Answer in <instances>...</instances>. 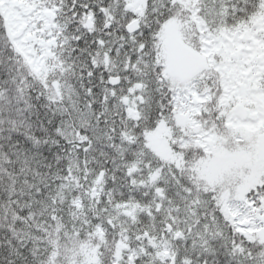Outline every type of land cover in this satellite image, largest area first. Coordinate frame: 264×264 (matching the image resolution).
<instances>
[{"label": "snow or ice", "instance_id": "snow-or-ice-1", "mask_svg": "<svg viewBox=\"0 0 264 264\" xmlns=\"http://www.w3.org/2000/svg\"><path fill=\"white\" fill-rule=\"evenodd\" d=\"M0 264H264V0H0Z\"/></svg>", "mask_w": 264, "mask_h": 264}]
</instances>
